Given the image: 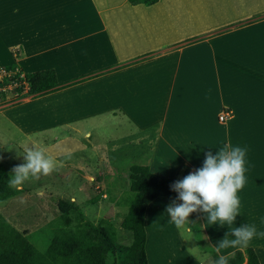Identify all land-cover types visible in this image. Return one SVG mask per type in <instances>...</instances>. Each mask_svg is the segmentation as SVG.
Here are the masks:
<instances>
[{"label": "crops", "instance_id": "obj_1", "mask_svg": "<svg viewBox=\"0 0 264 264\" xmlns=\"http://www.w3.org/2000/svg\"><path fill=\"white\" fill-rule=\"evenodd\" d=\"M42 1L46 5L52 3H60L61 5L55 8L52 6L48 10L42 11L40 15H35L36 0H0V3L10 5L7 11L11 12L13 21L12 25L0 27V66H8L14 63L17 59L12 51L16 46H21L24 54L18 60V62L22 61L19 66L24 62L28 64L30 60L36 61L37 65L45 68L36 69L32 72L53 69L58 82L62 84L86 79L42 97L48 98L54 94L66 96L74 91L78 95L76 99H72L73 95H71V98L62 102L61 115H65L66 118L63 119L60 127L69 126L75 122L72 120L75 109L78 110L77 114H82V119L101 114L114 115V112L119 109L127 112L135 109L126 106L128 98L118 97L119 101L114 98L116 82L111 80L114 76L113 73L121 72L122 69L128 67L122 66V62L126 61H131L129 66L132 64L133 67L123 72L155 66L152 75L148 69V72L143 75L144 80L138 81L146 94L150 91L152 95L158 96L156 97L160 99L158 105L164 111L159 126L160 138L158 140L160 142H157V152L153 150L152 154L172 155L179 163L176 170L165 169L162 165H157L159 161L153 162V159L151 160L152 154L147 145L142 147L141 140L136 143L138 144L137 147H134L136 146L134 144L133 147L124 149L123 156L120 155L121 152L112 151L111 149L114 147L111 144H98L93 145V149L97 147L94 154H97L98 164L91 168L84 163L78 168L82 180H110L108 178L110 175L115 176L113 174L115 170L110 165L123 163L128 158L129 160L137 159L146 162L149 167L150 164H156L150 170L155 171L160 176L168 173L165 174V178H168L169 174L179 173L185 161L192 166L194 171L201 168L206 153L211 152L215 155L219 147L223 143H228L232 136L235 139V146L245 148V138L242 136L243 126L239 127V123L236 125V122L240 114H250L247 110L255 107L252 102L254 95H249L241 87L238 76L236 77V71L231 69V66H235L234 63H237L235 66L237 67L239 61L233 54L230 55L227 52L230 46L227 47L225 45L227 43L224 44V38H217V36L178 48L174 45L208 32L212 28H218L223 25V21L246 17L244 15L236 16L235 13L250 11L253 14L260 11L254 8V3L251 2L253 0H246L245 7L240 8V11L236 8L237 2L235 3L234 0H159L151 6L142 4L133 6L128 0ZM244 1L239 0L241 3ZM197 2L202 5L194 8L189 7V5ZM197 8L202 14L198 18H193L188 11ZM230 10L237 11L232 16L229 14ZM251 14L247 15L250 16ZM1 17L5 18L4 14ZM194 23L198 24V28L193 25ZM224 45L225 47H223ZM149 54H155V56L149 60H141ZM230 56H234V63L232 61L229 63ZM112 68L115 70L106 72ZM94 73H96L95 76ZM90 75L92 77H88ZM151 76L155 77L153 79L157 85L155 87L150 85L152 84L151 79H147ZM93 79H101L103 84ZM90 80L91 83L77 87V85ZM90 84L92 87L88 89ZM226 108L231 110H224ZM229 110L233 112V117L225 123L223 122L224 124L219 119L218 121L215 120L218 122L219 128L224 127L218 128V135L217 133L214 134L212 129L214 126L209 120L211 115L215 112V116L219 118L221 114L228 113ZM242 110L244 112H241ZM68 112L72 114L69 115V118L67 117ZM70 120L73 122L69 123ZM71 127L74 128L75 124ZM82 138L90 139V132H84ZM88 144L80 142L77 148L83 152ZM31 145L38 147L35 142H32ZM259 145L263 146V142L260 141ZM245 167L247 169L245 175L249 173L254 177L246 178V183H253L257 189V194L254 202V196H251L252 192L249 190L242 189L238 193L241 206L240 215L237 216L234 224L235 227L245 223L257 226L255 223L259 220L244 217V213L248 210H251L252 213L261 211L264 215V183H256V181L264 180V154L246 155ZM118 177L120 176L117 174L116 180ZM88 187L94 194L85 203L92 202L97 208L102 203V206L106 207V204L103 203L108 201H103L101 198L104 196L106 199L107 195H111L112 189L107 191L105 188L96 192L92 188V182L89 183ZM49 193L46 185L41 188L23 186V191L19 193V196L1 204L0 209L19 202V199L24 202H31L34 198L32 202L35 206L36 197L44 198ZM246 196H248L247 199ZM68 199L77 203L74 195H70ZM159 200L162 198L154 200L148 208ZM148 208L145 214L146 232L149 226ZM43 211L45 210H42L41 214L45 213ZM101 211L99 209L98 213ZM120 212H116L115 216L111 218L114 224L115 218ZM18 213L20 212L15 211L12 215H6L0 211L5 220L18 232L6 250L1 252L0 264H49L36 250L33 252L22 251L20 258L11 251L19 247L24 249L29 246L25 240V234L28 233L27 223L29 222ZM198 213L201 229L205 232L211 247L214 249L213 246L217 245L225 236L228 228L209 225L206 223L205 215ZM46 217L48 220L44 222V225L50 220L47 213ZM255 217L258 218L257 215ZM256 241L258 240L254 238L248 247H252L257 256V250H262L264 258V244H257ZM235 250L238 249L228 251L234 252ZM260 264H262L261 261Z\"/></svg>", "mask_w": 264, "mask_h": 264}, {"label": "rangeland", "instance_id": "obj_2", "mask_svg": "<svg viewBox=\"0 0 264 264\" xmlns=\"http://www.w3.org/2000/svg\"><path fill=\"white\" fill-rule=\"evenodd\" d=\"M247 1L245 0L241 3L239 0H234L235 3L237 2L236 8H238L239 11L240 8L245 7ZM251 2L254 3V8L256 10L259 9L260 11L251 14L250 11L235 13L237 10H230L229 14L232 16L236 14V16L244 15L246 17L223 21L224 23L222 26L220 25L218 28H212L208 32L199 35L208 36L210 33L217 32V29L222 28L223 26L242 21L254 14L264 12V0H253ZM59 5L61 4L52 3L46 5L42 0H36L34 14L40 15L42 11H46L52 6L54 8L59 7ZM198 5L202 4L197 2L196 4L189 5V7L194 8ZM9 8L10 5L0 3V27L12 25L13 21L11 12L7 11ZM194 10L187 11L193 18H198L202 13L199 8ZM2 14H4L5 18L1 17ZM247 14L251 15L249 16ZM193 25L198 28L197 23H194ZM108 26H111L109 21ZM229 30L230 31L226 34L217 35V38H224V44L227 43L225 45L227 47L230 46L227 52L230 53V55L233 54L239 61L238 66L235 67L237 65V63H234L235 58L234 56H230L229 63L232 61L235 65L231 66V69L233 68L234 71H236V77L238 76L241 87H243L249 95H254L252 102L255 105L253 109L249 108L247 110L250 114H240L238 116L236 125L239 123V127L243 126L244 130L242 136L245 138V148L247 149L246 155L264 154V20L256 22L254 25L251 24L240 29L231 28ZM225 45L223 47H225ZM174 47L178 48V46ZM12 53L16 56L17 60L10 65L16 66V71L20 72L21 77L36 69L45 68L37 65L36 61L32 60L28 61V64H26V62L20 64V67L19 63L22 61L18 62V60L24 54L21 46H16ZM156 53L158 52L156 51ZM154 56L155 54L150 55L146 60L152 59ZM122 63V66L128 67L122 69L121 72L117 71L113 73L114 76L113 79H111L116 82L115 93H113L115 95L114 98L117 101L120 100V97L128 98L129 100L126 102V106L137 110L133 109L127 112L122 109H116L117 111L114 112V115L101 114L96 117L91 116L82 119V114H77L78 110L75 109L73 111L74 116L72 119L75 121L73 123L75 124L74 128L71 127L73 124L63 127H60L59 125L63 119L66 118L65 115H61L62 102L67 98H71V95H73L72 99H76L78 95L75 91L66 96L54 94V96L48 98L40 97V99L36 98V100L26 95L24 90L21 94L15 92L13 90L14 87H18L19 85L15 84L12 80L8 82L9 85H7L3 90V93L0 94V162L4 168V172L11 176L12 169L24 163V150L27 148H35L31 145L32 142H35L39 148L45 149L47 154L49 152L48 155H51L57 161L62 162V166H58L56 170L48 176L41 177L38 181L26 182L24 184L25 187L29 188H41L46 185L47 190L50 192L49 194H46L44 198L36 197V202H34L36 203L35 206L32 202L34 198H32L31 202H24L22 199H19V202L11 204V206H6L4 209H0V211L6 215H12L15 211L20 212L18 214L29 222L27 223V234L30 235L40 227L44 226V222L48 220L46 213L50 218L47 223L51 222V220L58 215L55 208L57 200L68 199L70 195H74L77 204L80 205L84 215L90 221H96L101 217L112 218L115 216L116 212L119 213L121 211L120 214H117L114 225L117 229V242L124 246H129L132 243L131 234L123 230L120 226L123 217L127 213V209L124 206H120L119 203L130 194L128 191L129 182L127 178L130 166L135 164L149 166V164L137 159L129 160V158L123 163H112L110 167L115 170L113 171L115 176L110 175L108 177L110 180L107 179L105 181H84L80 178V171L78 169L84 163L88 164L91 168L98 164L96 157L97 154H94L97 147L94 146L95 148L93 149V145L111 144L114 147H111V150L121 152L122 154L120 155L123 156L126 149L133 147L134 144L141 140L142 147H146L147 145V148L150 151L147 150L151 154L153 150L154 152H157V142L160 138V120L164 111L161 110V107L158 105V101L160 100L156 98L158 96L152 95L150 91L146 94L138 83L140 79H143V75L148 72V69H150V74L152 75L155 71V66H149V68L147 67L143 69H132L128 72H123L132 68L133 65L131 64V66H129L131 61ZM4 67H7V65L0 66V80L3 82L9 78V75L11 76V73L4 70ZM111 70H115V68L109 69L106 72ZM95 74L96 73L93 75L95 76ZM88 77L92 76L90 75ZM154 78V76H151L150 78L147 77V79H151L152 84L150 85L153 87L156 85L153 80ZM93 80L99 81L100 84H103V80L101 79ZM91 82V80L83 82L77 85V87ZM128 86H131V88H128ZM91 87L90 84L88 89ZM228 109L226 108L224 110ZM230 110L228 113H223L228 115L226 121L233 117V112H230ZM241 112L244 111L242 110ZM70 114V112L67 113L68 118L70 117ZM209 120L214 126L212 128L214 134L217 133L218 135L219 124L215 121H218L215 112H213ZM71 122L73 121L70 120L69 123ZM223 127L224 126H221L219 129ZM86 131L90 132V139L82 138ZM260 141L263 142V146L259 145ZM80 142L89 143L83 152H80L77 148ZM225 144L235 146L234 137L232 136V138H229L228 143H223L222 145ZM137 146L138 144L134 147ZM150 158L151 160L153 159V162L159 161L157 165H162L165 169L176 170V167L179 164L177 159L172 155L152 154ZM155 165L150 164L149 168L152 169ZM183 165L189 166L191 169L190 172H194L192 166L186 161ZM181 170L182 169H180L179 173L169 174L168 178H178L181 175ZM153 172L155 173V171ZM117 174L120 177L116 180ZM165 174L168 173H164L162 176L166 177ZM246 178L254 177L247 173ZM90 182H92V188L96 192L102 191L105 188L107 191H111L109 189H112L113 191V193H110L111 195H107L106 199L102 196L101 199L103 201H108V204L104 202L103 204H106V207H103L102 203L99 202L100 207L98 206V208L102 210L101 213H98L99 209L94 203H85V201L91 199L94 194V192L88 187ZM257 182L262 184L264 183V180L256 181V183ZM112 186L115 188H112ZM244 189L252 192L251 196H254L255 202L257 194L255 185H253V183H246L243 190ZM17 196H19V194L14 198ZM110 198L111 200H108ZM247 198L248 196H246V199ZM117 202H119L118 205H115ZM110 203L111 205H109ZM167 206L166 199L162 198V200H159L148 208L149 226L146 232V255L148 264H213L211 256L205 250L206 246L211 247L205 232L202 229L199 231L192 229L195 238L189 241H183L176 226L170 222V217L166 213ZM42 210H45L43 211L45 212L44 214H41ZM262 213L263 212L261 211L252 213L251 210L244 213L246 219L249 217L259 220V222L255 223L257 224L256 228L258 232L264 231V215ZM255 215H257L258 218H256ZM256 239L258 240L256 241L257 244H264V237H257ZM195 247H200L201 249L196 252L190 251Z\"/></svg>", "mask_w": 264, "mask_h": 264}, {"label": "trees", "instance_id": "obj_3", "mask_svg": "<svg viewBox=\"0 0 264 264\" xmlns=\"http://www.w3.org/2000/svg\"><path fill=\"white\" fill-rule=\"evenodd\" d=\"M159 0H128L131 5L142 4L151 6ZM264 20V12L252 15L242 21L223 26L217 32L207 35H198L184 40L174 46L189 45L206 38L215 37L229 32L231 28L238 29ZM149 54L141 60H146ZM1 69V68H0ZM11 73L4 82L0 81V88H5L9 81L18 84L14 91L25 94L32 99L44 97L58 90L73 86L86 79H79L69 83H59L53 69L30 72L20 76L15 65L4 67ZM58 77V75H57ZM2 94L3 90L0 91ZM181 175L176 179L165 178L152 172L149 166L132 165L128 170L129 195L119 203L127 209L122 219L121 228L132 236L129 246L117 242V229L111 218H99L90 221L84 215L79 204L70 199H59L56 205L58 216L40 227L33 233L25 234L28 248L19 247L11 250L20 258L21 252L36 250L49 264H148L146 255V229L145 214L148 206L158 198L166 199L168 205L176 200L177 193L170 190V185L183 179L191 171L190 167L183 165ZM10 175L4 172L0 162V205L21 193L8 184ZM92 203V202H91ZM189 221L194 222L193 230L199 231L201 223L199 213L189 216ZM18 232L0 214V254L17 236ZM205 247V246H204ZM205 250L211 256L212 262L218 258L215 250L206 246ZM20 252V253H19ZM229 257L228 264H264L263 251L258 249L257 254L252 247L244 250H235Z\"/></svg>", "mask_w": 264, "mask_h": 264}, {"label": "clouds", "instance_id": "obj_4", "mask_svg": "<svg viewBox=\"0 0 264 264\" xmlns=\"http://www.w3.org/2000/svg\"><path fill=\"white\" fill-rule=\"evenodd\" d=\"M246 152V148L225 144L215 155L206 153L201 168L170 185V190L177 193L176 199L180 203L173 200L167 206L166 213L183 241L195 238L192 230L194 222L188 219L193 213H203L209 225L228 228L225 236L213 246L218 254L213 264H228L229 257L234 255L228 250H243L254 238L264 237V231L258 232L254 224L234 226L240 215L241 201L238 193L247 182ZM23 159V164L12 169L8 180L9 186L18 191H23L26 182L38 181L62 166V162L39 147L25 149ZM199 249L195 247L190 251L196 252Z\"/></svg>", "mask_w": 264, "mask_h": 264}, {"label": "built area", "instance_id": "obj_5", "mask_svg": "<svg viewBox=\"0 0 264 264\" xmlns=\"http://www.w3.org/2000/svg\"><path fill=\"white\" fill-rule=\"evenodd\" d=\"M0 81H2V80H0ZM1 90H4L5 88H0ZM0 90V91H1ZM228 118V115L227 114H223V115H221L220 117H219V121L220 122H224V121H226V119Z\"/></svg>", "mask_w": 264, "mask_h": 264}, {"label": "bare ground", "instance_id": "obj_6", "mask_svg": "<svg viewBox=\"0 0 264 264\" xmlns=\"http://www.w3.org/2000/svg\"><path fill=\"white\" fill-rule=\"evenodd\" d=\"M222 115H223V114H222ZM220 116H221V115H220ZM220 116H219V117H220ZM218 119H219V118H218ZM221 123H222V122H221ZM258 259H259V258H258ZM259 262H260V261H259Z\"/></svg>", "mask_w": 264, "mask_h": 264}]
</instances>
